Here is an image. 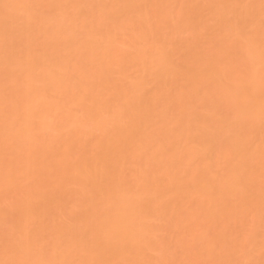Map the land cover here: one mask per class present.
<instances>
[{"label":"bare ground","instance_id":"obj_1","mask_svg":"<svg viewBox=\"0 0 264 264\" xmlns=\"http://www.w3.org/2000/svg\"><path fill=\"white\" fill-rule=\"evenodd\" d=\"M0 264H264V0H0Z\"/></svg>","mask_w":264,"mask_h":264}]
</instances>
